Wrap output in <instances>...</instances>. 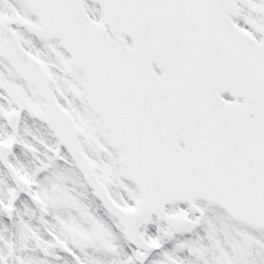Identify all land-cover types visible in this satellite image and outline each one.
<instances>
[{
	"label": "snow or ice",
	"instance_id": "snow-or-ice-1",
	"mask_svg": "<svg viewBox=\"0 0 264 264\" xmlns=\"http://www.w3.org/2000/svg\"><path fill=\"white\" fill-rule=\"evenodd\" d=\"M0 264H264V0H0Z\"/></svg>",
	"mask_w": 264,
	"mask_h": 264
}]
</instances>
